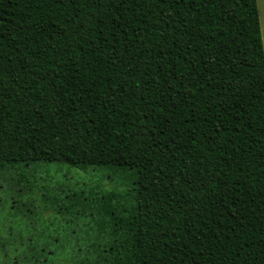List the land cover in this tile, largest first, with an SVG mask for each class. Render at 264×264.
<instances>
[{"label": "trees", "instance_id": "16d2710c", "mask_svg": "<svg viewBox=\"0 0 264 264\" xmlns=\"http://www.w3.org/2000/svg\"><path fill=\"white\" fill-rule=\"evenodd\" d=\"M136 171L67 264H264L257 0H0V171Z\"/></svg>", "mask_w": 264, "mask_h": 264}, {"label": "rangeland", "instance_id": "374dc122", "mask_svg": "<svg viewBox=\"0 0 264 264\" xmlns=\"http://www.w3.org/2000/svg\"><path fill=\"white\" fill-rule=\"evenodd\" d=\"M264 46V0H257ZM136 171L104 165L19 162L0 171V264L98 259L110 240L99 223L103 196L127 193Z\"/></svg>", "mask_w": 264, "mask_h": 264}]
</instances>
